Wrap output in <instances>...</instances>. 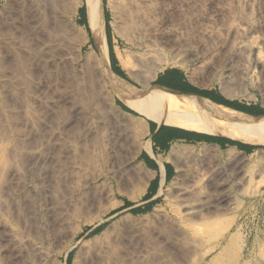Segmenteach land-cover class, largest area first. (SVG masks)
I'll return each instance as SVG.
<instances>
[{"label": "rangeland", "instance_id": "obj_1", "mask_svg": "<svg viewBox=\"0 0 264 264\" xmlns=\"http://www.w3.org/2000/svg\"><path fill=\"white\" fill-rule=\"evenodd\" d=\"M32 1L0 0V155L6 163L3 169L0 168V264H97L98 260L95 263L90 257L95 258L100 251L108 256L103 257V262L99 258V264H264V146L248 145L256 149L244 155L229 148L219 150L209 145L174 142L172 145L193 154L185 159L187 161L174 164L177 169L174 179L181 184L180 189L191 187L195 191H190L192 194L175 192L168 198L160 196L151 208L133 214L132 209H126L125 203L143 206L142 195L150 176L137 161V156L144 147L147 122L156 120H144L124 111L119 104L130 108L112 98L108 89L102 86L93 56L94 46L85 28L84 36L80 29H74L67 20L65 23L62 20L57 25L60 30L65 29L61 32L66 41L62 48L48 47L54 40L50 38L56 36L50 12L55 6L49 0H43L46 4ZM140 8V15L144 16L140 17L152 21L155 26L163 21L173 25L186 23L181 24L185 28L182 26L179 40L154 37L149 44L140 39L132 47L118 37L111 11L104 6L105 32L115 58L119 53L136 61L133 77L129 78L121 70L131 86L145 91L155 86L160 73L178 70L187 79L193 76L191 79L196 83L192 84L199 90L219 87L223 95L222 88H225L233 101L241 99L247 92L253 97L264 98V64L255 65L252 53L233 52L229 43L222 51H216L213 45L197 37L198 28H195L203 16L209 15L211 25L220 30L223 38L227 37L225 28L242 30L264 47V0H156L151 6ZM219 9H223V14L214 17ZM162 11H167L165 16ZM80 18L84 23V11H78L77 25ZM48 32H52V37ZM197 44L203 48L194 47ZM237 54L242 58L236 57ZM116 62L119 67L117 59ZM228 71L231 77L226 80ZM174 111L181 119L166 114L162 125L197 133L189 128L188 120L181 115L184 112ZM97 117L107 123H102L91 134L88 125L91 126ZM259 118L264 121V116ZM173 120L179 127L173 125ZM105 131L110 137L113 134L112 138L107 137ZM104 137L113 142L108 144ZM202 148L213 150L219 158L202 159L199 155ZM38 150L43 156L40 159L35 155ZM106 151V154L109 151L114 155L107 156ZM228 153L231 156L225 159ZM110 157L119 161L118 164L109 162ZM106 162L111 164L108 166ZM79 166L82 172L75 171ZM179 166L183 167L182 172H178ZM121 169L124 170L121 172ZM241 170L247 184L231 190L230 207H220L225 201L220 200L223 198L219 196V182L237 179ZM35 175L44 176L41 178L44 184L38 185V189L45 194L41 193L36 200L28 191L21 190L26 179L33 180ZM170 184L163 187L164 190ZM198 198L214 204L213 218L219 220L224 230L217 240L196 232L201 227L200 218L210 216L203 210L199 220H195L198 217L185 203H193L195 199L200 202ZM37 207H40L39 211ZM106 208L111 209L109 216L116 215L113 221L133 216L132 221L126 219L133 229L128 227L132 238L126 237L119 248L107 247L108 251L89 242L105 227L92 229L90 222L99 210ZM219 209L220 215L217 214ZM72 245L73 249L67 253ZM37 248H41V253L35 251Z\"/></svg>", "mask_w": 264, "mask_h": 264}, {"label": "bare ground", "instance_id": "obj_2", "mask_svg": "<svg viewBox=\"0 0 264 264\" xmlns=\"http://www.w3.org/2000/svg\"><path fill=\"white\" fill-rule=\"evenodd\" d=\"M33 1H35V0H33ZM44 1H46V0H44ZM49 1L51 2L52 5L54 4V6H55L54 10L50 11V9H49V11L52 13L51 14L49 12V14L52 15L53 20H54V24L53 25L55 27V30H53V31H55L56 36L55 37L53 36L54 38H50V39H54V40L52 42L50 40L51 43L49 45H47V46L48 47H52V48L53 47L62 48L61 47L63 45L62 43L64 41H66L65 35H62V32L65 29L64 30H60V28H59V25L61 24L60 22L62 20L63 21L67 20L72 28L76 27L77 29H80L84 36L86 35V32L84 31V28H85L88 31V33L90 35V39L92 40V43H93V46H94V51H93L94 55L93 56H95V61H96L95 63H96V66H97V72H98L99 78H100V80H101V82L103 84V85L102 84H100V85H102L106 89H108V91L110 92L112 98L117 99V100L121 101L123 104L127 105L132 111H134L141 118H143L144 120H150V119L154 118L156 120L157 124L161 123L163 116L166 115V114H171L172 116H175V117L181 119L180 114H178V113H176L174 111V109H175V110H178L180 112H184L181 115L188 120L189 128H191L192 130H195V131L207 134V135H211V136H214V137L227 138V139H230L232 141H236V142H239V143H242V144H246V145H252V146H254V145H262V146H264V121L261 120V118H259L260 116L259 117H254V116L245 115V114H243L241 112H238V111H235V110H232V109H229V108H225V107L219 106V105H217L215 103H212V102H210L208 100H205L203 98H200V97H197V96H193V95L184 94V93H180V92H176V91H173V90L166 89L164 87L161 88V87L156 86V85L152 86V87H149V88H147V86H146L147 90L139 91L136 88H134L133 86H131L124 79L120 78L119 76H117L116 74H114L112 72L111 67H110V62H109L107 39H106V32H105L106 31L105 30L106 25H105V18H104V15H105L104 14V6H106L111 11L112 17H113V19L115 21L114 29L117 31L118 37L120 39H122L125 42V44H127L129 46H132V47L134 45L136 46V41H139L140 39L144 40V42L147 41V42H149V44H151L150 41L153 40L154 37H155V39H157V37H168L169 39H172V40L175 41L183 33L182 32V28H183L182 26H184V28H185V25L184 24L181 25V24L182 23H186L185 20H184L185 22H182L183 21L182 20L181 21L182 23L179 24V25H173L172 23H170L168 21H163L161 24L159 23L160 25H158V24L156 25V26H159L157 28L155 25H152L153 24L152 21H151V23H152L151 24L150 21L142 18V17H144V16H142V14L140 15V13H141L140 10H142V8H140V7L142 5L145 6V7L148 6V5L151 6V4L153 2H155L156 0H117V1L116 0H105V2H103L104 0H49ZM49 1H47V2H49ZM41 2L43 3V0L42 1L39 0L40 4H41ZM34 3H32V4H34ZM40 4L38 5V2H37L38 6H40ZM43 4H46V3H43ZM38 6L36 7V10H37ZM32 8H33V6H32ZM80 8L81 9L83 8L84 12H85V25L84 26L77 25L76 24V20H75L77 15H78V11H79ZM40 9H39V11H40ZM43 9H45V8H43ZM164 9L165 8H163V10ZM34 11H35V9H34ZM34 11H32V12H34ZM154 11L155 10H153L152 12H154ZM42 12H41V14H42ZM166 12L167 11H165V12L162 11V14L164 15V14H166ZM223 12H224L223 9L216 10L215 13H214L215 14L214 17L221 16L223 14ZM140 16H142V17H140ZM146 18H147V16H146ZM196 21H198V20H196ZM57 23L58 24L60 23V24L57 25ZM64 23H65V21H64ZM188 23H190V22H188ZM197 24H199L198 27H195V28H198L197 31H196L197 37L201 41H205V42L210 43L211 45H213L214 49L216 51H219V52L222 51L224 49V47L226 46V44L229 43L230 49L233 52H235V53L236 52H238V53L239 52L240 53L241 52L242 53L246 52L248 54L252 53L253 54V63L255 65H259L260 66V65L264 64V47H263V45L261 43H258L256 41H254L253 39H250L249 35L247 33H245V31H242V30L241 31H239V30L231 31L230 29H226L225 28L224 32L227 33V37L225 39L220 34L221 33L220 30L215 28V27H213L211 25L212 24V18L209 15L203 16L202 19L200 20V23L197 22ZM53 25H52V27H53ZM152 26H154V27H152ZM195 26H196V24H195ZM52 27H50V28L52 29ZM61 28L63 29V28H65V26L62 27V25H61ZM48 31H49V29H48ZM184 32H186V31H184ZM48 33H50V32H48ZM51 33H50V36H51ZM66 33H64V34H66ZM67 35H66V37H67ZM180 39H181V37H180ZM172 40H169V41L172 42ZM178 40H179V38H178ZM196 41H198V40H196ZM13 45L15 46L17 44L14 43ZM197 45L194 46V47L203 48V47H200L199 45L198 46ZM127 50H126V52H127ZM232 51H231V53H232ZM228 52H230V51H228ZM238 56L239 55L237 54L236 57H238ZM128 57H129V55H128ZM239 57H241V56H239ZM245 58H246V56H245ZM115 59H117L120 69L123 70L129 78L133 77L132 72L136 68V63H135L136 61L132 57L125 58L123 55H121L119 53L116 54V58ZM228 72L229 73L226 76V80H229L230 77H231L230 71H228ZM189 75L187 74V76H189ZM192 77L193 76L188 77V79H189L188 81L194 84L196 82H195V80L193 81L191 79ZM197 84H196V86H197ZM142 86H144V83L142 84ZM100 88H101V86H100ZM222 92H223V95H225L226 98L233 99V96L230 95L229 93H227L225 88H222ZM94 98H96V97H94ZM130 101H132V102H130ZM92 106H93V104H92ZM95 106L97 107V104ZM89 109H91V107ZM91 110L93 111V109H91ZM95 111H96V109H95ZM86 115H87V113H86ZM90 115H91V112H90ZM93 115H95V113ZM92 117H94V116H92ZM95 120L96 121H94L91 126L88 125V128H90L89 132L91 134L94 132V130L98 126L102 125V123H103V121H102V119L100 117H97V119H95ZM105 122H106V120H105ZM172 123H173L174 126H178L179 127V123H177L176 121L173 120ZM102 129H104V128H102ZM104 130H106V128ZM107 132L105 133L106 136L109 137V138H112L113 134L110 137V134L108 136ZM100 135H102V134H100ZM101 138H102V136H101ZM103 139H105V137ZM107 139H105V140L107 141ZM112 140L111 141L108 140L107 143L108 144H110L109 142L112 143L113 142ZM106 141H104V142H106ZM105 145H107V144H105ZM121 146H124V145L121 144ZM65 147H67V145ZM71 147L72 146H70V148ZM148 147H149V145H147L145 147V149L147 150ZM111 148H112V151H113V147H111ZM45 149H48V148H45ZM69 149H66V150H69ZM105 149L106 148H104V150ZM71 150L72 149H70V151ZM200 150L201 151L199 152V155H201L202 159H218L219 158L218 155H216L215 152L213 150L209 149V148H202ZM38 151L40 153H38ZM38 151L35 152V155L37 156L38 159H40L43 156H41V151L40 150H38ZM71 152H73V151H71ZM186 152H189V151H186ZM186 152H184L183 150H181L179 148V146L174 144V145L171 146V148H170V150L168 152V156H167L166 159L170 163L178 165V163H182L181 160L182 161H187L191 157V155H193L190 152L189 153H186ZM63 153H64V151H63ZM106 153H107V151L105 152V154ZM65 154H66V152H65ZM109 154H111V153H109V151H108V154H106V155L109 156ZM114 154H115V152H114ZM49 155H50V153H49ZM121 156H123V155H121ZM230 156H231V154L228 153V156L225 159L230 158ZM117 158H119V157H117ZM192 158H193V156H192ZM185 159H187V160H185ZM49 160H51V159H49ZM109 162H111L113 165L114 164L116 165V164H118L119 161H115L113 159V157H110L109 158ZM109 162H106L107 165H108ZM111 163H109V164H111ZM5 164L6 163L4 161V158L0 155V168L3 169L4 168L3 166ZM105 165H103V166H105ZM73 166L75 167V165H73ZM79 167H77V168L79 169ZM123 168H126V165ZM127 168H128V166H127ZM78 169H75V171L76 170L77 171H81L82 167H80V170H78ZM122 170H124V169H121V172H122ZM175 170H177V169H175ZM114 171H115V169H114ZM182 171H183V167L179 166L178 167V172H182ZM1 172H2V170L0 171V173ZM177 176L179 177L178 174H177ZM21 177H23V176H21ZM42 177H44V176H42ZM42 177L41 176L40 177L36 176L35 178L33 177L34 178L33 180L32 179L28 180V179L25 178L26 179L25 184H23L24 183L23 181H22L23 183H21V184H23V185H21V188L24 187L21 190L25 189L24 190L25 192L28 191L31 194V196H32L31 198H35V200L38 199L39 196L42 193L41 190L38 189V187H39L38 185H40L43 182L42 181L43 179H41ZM27 178H29V177H27ZM43 184H44V182H43ZM246 184H247V180H246V177H245V174H244L243 170H241L238 173L237 179H234V180H232L230 182L229 181H220L219 184H218V188L220 190V195L219 196H222V198H223V199L220 198V200H223V202L225 201L224 206L220 205V207L222 206V208H223L226 205L227 206L230 205V203L228 201L230 200V196H231V193H232L231 190L232 189H234L235 187H238V186L242 187V186H244ZM170 185L171 186L169 188H167L166 190H164V188H161L160 191H158L159 192L158 196L159 197L160 196H164V197L168 198L170 196H173V194L175 192L176 193L177 192L178 193L183 192L185 194L189 192L188 194H192L190 191H193V192L195 191L191 187H187V188L184 187L186 189H180L181 188V184L178 183V181H176L175 179H173V181L171 182ZM14 186H15V184H14ZM18 187H19V184H18ZM42 187H44V185ZM182 188H183V186H182ZM43 190L44 189L42 188V191ZM28 192H27V194H28ZM43 194L44 193H42V195ZM106 196H107V194H106ZM216 198L218 199V197H216ZM199 199H200V202H198V201L196 202L195 200H197V199H195L193 203H189L190 201L189 202L187 201V203H185V204H187V208L190 209L191 213H193V215L195 217H198L203 210L208 211L209 214H210V216L208 214V216H209L208 218H200V221H201L200 226L201 227H200V229L196 227L198 229L196 232L198 234H200L201 236H205V237H207L209 239L217 240L218 238H220L222 236V233H223L224 230L220 226L219 220H217L216 218H213V217H215V216H213L214 214H212V213H214V211H212V210H214V207L212 206L214 204L212 202V205H210L208 202H206V199L204 200L205 202H203V200H201V198H198V200ZM38 201H37V203H38ZM28 202H27V204H28ZM32 202H33V200H32ZM219 202H218V204H219ZM223 202H220V203H223ZM183 203H184V201L181 203V205ZM185 204L183 205L184 208H185ZM35 206H36V204H35ZM40 207H37L38 211H39ZM220 207L218 206V208H220ZM42 208L43 207H41V210H42ZM221 209L218 210V212H217L218 215H220L219 212H221L220 211ZM34 210H36V209H34ZM110 212H111L110 208H106V209H103V210L101 209L96 214L95 218H93V220L90 222V226H91L92 229H96L97 227H99L101 225H105V227L102 229V231L100 233H98L97 235L93 236L89 240V242L93 243L92 245L99 244V245H97L99 248H101L100 247V245H101V246L104 247V248L103 247L102 248L106 249V250L109 248V246H113V247L117 246L118 247L119 245L124 243L123 241H124V239L126 237H128V236L131 237V235H132V233H129L131 231L128 230L130 228L132 229V227H131V225L128 226L130 224V222H129V224H127L128 221H129L127 218H129L130 220L132 218V220H133V216L132 215H128L127 218H124L125 220H123V218H122V219H119L117 221H113L115 219L116 215L109 216ZM145 217H147V216H145ZM195 217H193V218H195ZM205 217H207V216H205ZM195 220L196 221L199 220V217H198V219H195ZM126 221H127V223H126ZM175 221L176 220H174V222ZM171 222H173V221H171ZM128 227H130V228H128ZM144 232H145V230H144ZM147 232H149V231H147ZM128 233H129V235H128ZM141 233H142V231H141ZM198 241H199V239H198ZM196 242H197V240H196ZM97 246H95V247H97ZM37 247H39V246L37 245ZM73 247H74V245L69 246V248L67 249V253H69L73 249ZM99 248H98V251H99ZM37 249L35 251H38V253H41V251H40L41 248H39L38 250ZM103 249H102V251H105ZM43 250H45V249H43ZM95 250H97V249H95ZM109 252H111V250ZM105 254H106L105 252H101L100 251L97 255L95 254V256H96L95 258L93 256H92L93 258L90 257L91 261L94 260L95 263H96V261L98 260L97 264H99V258H100L101 262L105 261V258L103 259V257H107L108 256V255L105 256ZM42 258H44V254H43ZM101 264H103V263H101Z\"/></svg>", "mask_w": 264, "mask_h": 264}, {"label": "crops", "instance_id": "obj_3", "mask_svg": "<svg viewBox=\"0 0 264 264\" xmlns=\"http://www.w3.org/2000/svg\"><path fill=\"white\" fill-rule=\"evenodd\" d=\"M156 81H159L162 85L182 86L193 89L196 88L192 83L188 81L186 75L178 70H166L160 73L156 77L155 82ZM159 87L162 88L164 86H159ZM202 91H205L206 93H210V94L212 92L218 94L221 99L233 103L234 107H236L241 111L230 108L232 110L241 112L249 116H252L251 114L257 115L255 117L264 116V98L261 96L256 98L255 96L253 97L247 92V95L243 96L241 99L233 101L232 99H227L226 97H224L221 93V88L219 87L213 90H202ZM206 96H208L209 99L213 100L209 95ZM211 100L208 101L212 102ZM177 135L188 136L192 139V143L198 145H209L212 147H216L219 150H222L221 147H224V149L226 148L234 149L238 153L244 155L250 154L254 151L253 147L241 143H238L239 145H241V150H238V148L231 146L230 144L231 142L234 141L226 138L214 137L201 132L198 133V131L197 133L190 131H183L171 126L162 125L161 123L157 124L156 122L148 121L147 126L144 129V139H145L144 147L148 144L149 149L147 148L146 150L143 147L137 156V161L146 169L148 175L150 176V179L142 195L141 204L143 206L139 207V205H137L126 209L133 210L136 208H140L143 211L148 210V208H151L160 198L158 196L159 193L158 191H160V189L165 187L166 185L170 184L173 181V179L176 177L175 165L167 161L166 158L172 144L174 142H177L173 140V138ZM207 140L214 141L215 144L204 143Z\"/></svg>", "mask_w": 264, "mask_h": 264}, {"label": "trees", "instance_id": "obj_4", "mask_svg": "<svg viewBox=\"0 0 264 264\" xmlns=\"http://www.w3.org/2000/svg\"><path fill=\"white\" fill-rule=\"evenodd\" d=\"M105 2V0L103 1ZM81 11H84V9H80L79 10V13ZM79 25L81 26H84L85 25V19H84V23L82 21V19L80 18V21H79ZM106 39H107V47H108V56H109V62H110V67H111V70L114 74H116L117 76H119L120 78L124 79L125 81H127L126 77L124 76L123 72L121 71V69L117 66V62H116V59H115V56L113 54V50H112V45H111V41L109 40V37L106 33ZM153 85H158V86H164L170 90H173V91H176V92H180V93H184V94H191V95H195V96H198V97H201V98H205V99H208V100H211L208 98V96H206V94L204 93H201L199 91H197L196 89H193V88H188V87H182V86H170V85H162L159 81H156ZM212 102L214 103H217V104H220V105H223L226 107H229L232 108V109H235V110H238V111H241L239 109H237L236 107H234L233 105H228V104H223L222 102H217L215 100H211ZM119 104V103H118ZM119 106L126 112L132 114L133 116H137L136 114H134L133 112H130L128 109H126L124 106H122L121 104H119ZM252 116H257V115H254V114H251ZM175 128V127H174ZM174 141H184V142H188V143H192V139L188 136H185V135H177L173 138ZM204 143L206 144H215L214 141H211V140H207L205 141ZM231 146H234L236 148H238V150H241V145H239L238 143H234V142H231L230 143ZM254 150L256 149V147H253ZM221 149H224V147H221ZM125 206L126 208H129V207H132L133 205L126 202L125 203ZM133 214H138V213H141L143 212V210H141L140 208H136V209H133L131 211Z\"/></svg>", "mask_w": 264, "mask_h": 264}, {"label": "flooded vegetation", "instance_id": "obj_5", "mask_svg": "<svg viewBox=\"0 0 264 264\" xmlns=\"http://www.w3.org/2000/svg\"><path fill=\"white\" fill-rule=\"evenodd\" d=\"M194 89H196V88H194ZM197 91H199V92H201V93H204V94H206V95H209L213 100H215V101H217V102H222L223 104H228V105H233L234 106V104L233 103H231V102H227L226 100H224V99H221L220 97H219V95L218 94H216V93H206L205 91H202V90H199V89H196Z\"/></svg>", "mask_w": 264, "mask_h": 264}, {"label": "water", "instance_id": "obj_6", "mask_svg": "<svg viewBox=\"0 0 264 264\" xmlns=\"http://www.w3.org/2000/svg\"><path fill=\"white\" fill-rule=\"evenodd\" d=\"M188 95H191V94H188ZM193 96H195V95H193ZM198 97V96H197ZM201 98V97H200ZM213 103V102H212ZM218 105V104H217ZM124 106V105H123ZM220 106V105H219ZM125 107V106H124ZM222 107H224V106H222ZM126 109H128L127 107H125ZM129 111H131L130 109H128ZM131 112H133V111H131ZM134 113V112H133ZM136 114V113H135Z\"/></svg>", "mask_w": 264, "mask_h": 264}]
</instances>
